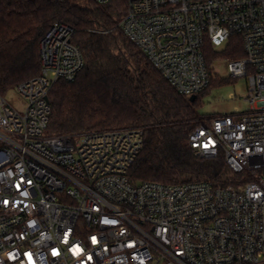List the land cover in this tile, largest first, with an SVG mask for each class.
<instances>
[{
	"label": "built area",
	"instance_id": "obj_1",
	"mask_svg": "<svg viewBox=\"0 0 264 264\" xmlns=\"http://www.w3.org/2000/svg\"><path fill=\"white\" fill-rule=\"evenodd\" d=\"M128 2L117 26L187 96L210 84L207 44L241 36L245 56L227 59L249 80V109L202 115L188 134L197 156H222L226 169L136 181L144 128L48 133L55 83L86 63L74 28L55 20L40 73L11 88L22 107L0 93V264H264V0Z\"/></svg>",
	"mask_w": 264,
	"mask_h": 264
},
{
	"label": "trees",
	"instance_id": "obj_2",
	"mask_svg": "<svg viewBox=\"0 0 264 264\" xmlns=\"http://www.w3.org/2000/svg\"><path fill=\"white\" fill-rule=\"evenodd\" d=\"M128 0H0V93L41 71V40L55 20L74 28L73 40L85 66L72 81L58 80L51 93L47 132L73 134L126 126L145 129V144L132 171L136 181L181 183L222 173L221 156L204 159L188 143L201 97L214 85L232 81L214 74L219 58L245 56L240 35L221 49L205 48L209 86L192 101L179 93L119 28ZM215 115V114H207Z\"/></svg>",
	"mask_w": 264,
	"mask_h": 264
},
{
	"label": "rangeland",
	"instance_id": "obj_3",
	"mask_svg": "<svg viewBox=\"0 0 264 264\" xmlns=\"http://www.w3.org/2000/svg\"><path fill=\"white\" fill-rule=\"evenodd\" d=\"M227 58L215 60L214 67L220 78H231L232 81L212 86L202 97L200 113L207 114H230L237 110L246 111L249 109V103L246 100L249 95V80L246 76L234 78L228 66ZM234 93L235 96H232ZM5 98L17 107H22L15 89L9 90Z\"/></svg>",
	"mask_w": 264,
	"mask_h": 264
},
{
	"label": "water",
	"instance_id": "obj_4",
	"mask_svg": "<svg viewBox=\"0 0 264 264\" xmlns=\"http://www.w3.org/2000/svg\"><path fill=\"white\" fill-rule=\"evenodd\" d=\"M197 98V95H192V96H190V99L192 100V101H194L195 99Z\"/></svg>",
	"mask_w": 264,
	"mask_h": 264
}]
</instances>
